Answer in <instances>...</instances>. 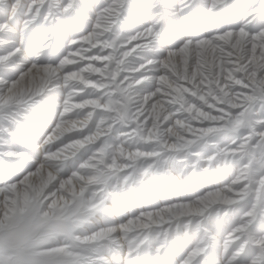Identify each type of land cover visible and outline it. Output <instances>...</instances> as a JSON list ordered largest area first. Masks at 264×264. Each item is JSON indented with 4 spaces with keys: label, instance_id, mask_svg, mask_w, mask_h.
Listing matches in <instances>:
<instances>
[{
    "label": "snow or ice",
    "instance_id": "snow-or-ice-1",
    "mask_svg": "<svg viewBox=\"0 0 264 264\" xmlns=\"http://www.w3.org/2000/svg\"><path fill=\"white\" fill-rule=\"evenodd\" d=\"M0 264H264V0H0Z\"/></svg>",
    "mask_w": 264,
    "mask_h": 264
}]
</instances>
